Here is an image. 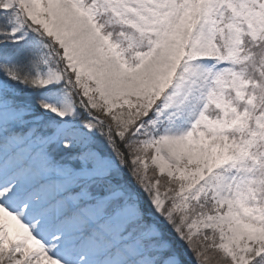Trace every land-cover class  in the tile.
<instances>
[{
	"label": "snow or ice",
	"instance_id": "6c2138e0",
	"mask_svg": "<svg viewBox=\"0 0 264 264\" xmlns=\"http://www.w3.org/2000/svg\"><path fill=\"white\" fill-rule=\"evenodd\" d=\"M264 264V0H0V259Z\"/></svg>",
	"mask_w": 264,
	"mask_h": 264
},
{
	"label": "bare ground",
	"instance_id": "6f19581e",
	"mask_svg": "<svg viewBox=\"0 0 264 264\" xmlns=\"http://www.w3.org/2000/svg\"><path fill=\"white\" fill-rule=\"evenodd\" d=\"M10 253L7 251L2 254V259H0V264H14V260L10 258Z\"/></svg>",
	"mask_w": 264,
	"mask_h": 264
}]
</instances>
